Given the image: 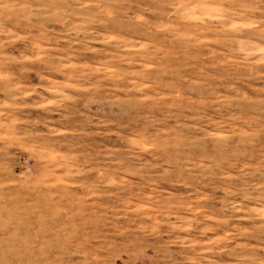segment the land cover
Returning <instances> with one entry per match:
<instances>
[{"label":"rangeland","instance_id":"obj_1","mask_svg":"<svg viewBox=\"0 0 264 264\" xmlns=\"http://www.w3.org/2000/svg\"><path fill=\"white\" fill-rule=\"evenodd\" d=\"M0 264H264V0H0Z\"/></svg>","mask_w":264,"mask_h":264}]
</instances>
